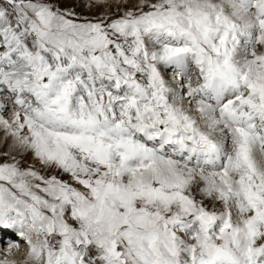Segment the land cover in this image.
Here are the masks:
<instances>
[{
	"label": "snow or ice",
	"instance_id": "6c2138e0",
	"mask_svg": "<svg viewBox=\"0 0 264 264\" xmlns=\"http://www.w3.org/2000/svg\"><path fill=\"white\" fill-rule=\"evenodd\" d=\"M0 129V264H264V0H0Z\"/></svg>",
	"mask_w": 264,
	"mask_h": 264
},
{
	"label": "rangeland",
	"instance_id": "374dc122",
	"mask_svg": "<svg viewBox=\"0 0 264 264\" xmlns=\"http://www.w3.org/2000/svg\"><path fill=\"white\" fill-rule=\"evenodd\" d=\"M76 11L84 13V12H86V9L83 8V7H77ZM94 11H99V9H95ZM1 133H0V135H1ZM2 140L3 141H1V139H0V152H9V151H11V153L13 155H16L17 153H16L15 149L13 148L12 139L10 137H6V135H5L4 139H2ZM27 163H32V159H31L30 156L27 158Z\"/></svg>",
	"mask_w": 264,
	"mask_h": 264
},
{
	"label": "bare ground",
	"instance_id": "6f19581e",
	"mask_svg": "<svg viewBox=\"0 0 264 264\" xmlns=\"http://www.w3.org/2000/svg\"><path fill=\"white\" fill-rule=\"evenodd\" d=\"M0 133H1L0 139H1V141H3L2 139H4V137H5V132L3 129H0ZM10 259L16 260L15 258H10ZM22 259H23V257L21 259H19V261H21Z\"/></svg>",
	"mask_w": 264,
	"mask_h": 264
}]
</instances>
